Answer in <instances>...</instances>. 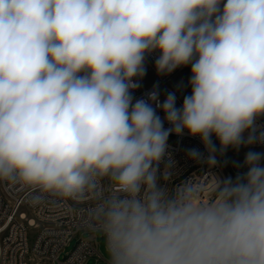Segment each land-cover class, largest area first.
I'll return each instance as SVG.
<instances>
[{
	"label": "clouds",
	"instance_id": "9594fccd",
	"mask_svg": "<svg viewBox=\"0 0 264 264\" xmlns=\"http://www.w3.org/2000/svg\"><path fill=\"white\" fill-rule=\"evenodd\" d=\"M153 52L160 75L191 65L182 107L134 101ZM261 116L264 0H0V180L77 200L114 182L93 213L110 264H264V153L211 202L159 183L171 134L215 165L212 137L221 155L264 144Z\"/></svg>",
	"mask_w": 264,
	"mask_h": 264
},
{
	"label": "built area",
	"instance_id": "2783aa9c",
	"mask_svg": "<svg viewBox=\"0 0 264 264\" xmlns=\"http://www.w3.org/2000/svg\"><path fill=\"white\" fill-rule=\"evenodd\" d=\"M223 2L226 3V0ZM158 56L159 52L146 56L145 72L151 70L154 81L147 82L145 75L139 79V87L132 92L134 101L147 99L148 93L156 90L159 100L163 102L168 93H174L175 77L191 68V65L183 66L170 74L160 75L155 67ZM157 114L163 119L164 113L160 109H157ZM164 127L170 125L165 122ZM256 127L258 132H264V116L257 119ZM167 143L168 155L159 166L161 187L170 196L185 187L199 189L201 199L211 202L214 192L212 188H206L211 183L213 173L221 177L224 175L226 153L221 155L218 150L215 165L190 159L187 155L190 149L203 153L204 158L208 153L200 138L190 136L186 131L180 136L171 134ZM253 146L258 150L264 149V144L256 143ZM117 195L121 194L108 178L101 179L91 192L79 200L41 193L39 189L0 180V264H30L35 259H45L51 264H85L90 257H95L99 262L96 237L79 234L81 231L101 230L99 221L94 218V210L104 200ZM104 236L107 240L105 233ZM73 237L77 238L74 249L61 258L62 251Z\"/></svg>",
	"mask_w": 264,
	"mask_h": 264
},
{
	"label": "rangeland",
	"instance_id": "374dc122",
	"mask_svg": "<svg viewBox=\"0 0 264 264\" xmlns=\"http://www.w3.org/2000/svg\"><path fill=\"white\" fill-rule=\"evenodd\" d=\"M154 75L151 70H147L145 72V78L147 82L152 83L154 81ZM191 77V68L187 70L186 72L179 74L175 77L173 80V88L174 93L177 97V103L176 107L180 108L183 104V99L185 96L191 95V87L189 85V80ZM245 136H247V133H245ZM213 143L216 145L217 152L219 150V141L215 138V136L212 137ZM249 151L254 152H261L264 153V149L258 150L256 149L253 144L249 146H241L239 150L228 148L226 150V158L223 160V173L224 175L221 177L218 173H213L211 183L207 186L206 190H209L212 188L216 178L220 180H224L225 177L232 178L235 180L237 174H243L247 171L246 167H242L245 155ZM262 164H264V161H262ZM211 201L214 200L215 194L212 193ZM206 202V201H205ZM79 236L83 237H96L97 243L99 244V254L100 259L99 262H97L95 257H90L85 264H109V261L111 260L110 253L108 251V244L107 240L104 236V232L102 230H96V231H81ZM77 242V238L73 237L68 245L65 247V249L61 253V258H64L68 253H70ZM30 264H51L49 261L45 259H35L30 262Z\"/></svg>",
	"mask_w": 264,
	"mask_h": 264
}]
</instances>
